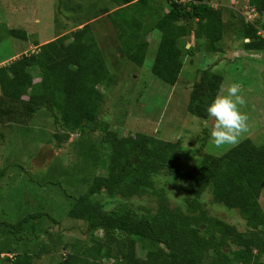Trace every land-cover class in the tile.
I'll use <instances>...</instances> for the list:
<instances>
[{"label":"trees","instance_id":"16d2710c","mask_svg":"<svg viewBox=\"0 0 264 264\" xmlns=\"http://www.w3.org/2000/svg\"><path fill=\"white\" fill-rule=\"evenodd\" d=\"M119 2L124 6L146 4L148 0ZM159 2L168 10L161 14L158 8L153 9L161 14L153 27L162 36L152 71L174 85L183 68V50L189 55L225 53L221 42L230 24L224 19L225 8L215 7L208 0ZM247 5L259 17L245 21L237 40H243L245 50H262L264 38L258 33L264 29V0H248ZM138 30L131 34L126 30L127 35L138 39L121 42L122 52L142 65L149 42L139 39L141 29ZM91 31L87 23L72 34L37 43L38 50L0 67V122L8 116L23 123L46 109L59 130L53 134L56 140L65 142L74 134L98 130L102 131V142L110 148L107 174L97 175L86 192L74 197L68 212L70 217L88 222L92 244H71L68 256L59 264H264V208L260 200L264 189V143L246 138L220 156L206 154L196 165L185 168L178 153L180 142L175 144L142 132L122 136L112 131L110 123L98 117L103 99L98 86L110 79V70ZM12 35L27 36L19 30H12ZM187 36L195 39L189 48ZM180 41H184L185 49ZM33 67L41 73L38 82L31 72ZM199 74L201 79L194 85L187 109L194 116L208 119L206 106L221 89L224 76L211 68L201 69ZM162 173L186 182L185 210L172 208L165 190L159 194L154 209L140 211L127 201L113 209L106 208L110 202L120 201L119 197L145 195L154 189ZM207 191L217 203L240 214L246 231L209 212L203 202ZM103 193L109 201L100 197ZM97 231L104 235H97ZM139 245L145 251L144 257L137 253ZM3 257L11 264L34 263L31 253L10 252Z\"/></svg>","mask_w":264,"mask_h":264},{"label":"rangeland","instance_id":"374dc122","mask_svg":"<svg viewBox=\"0 0 264 264\" xmlns=\"http://www.w3.org/2000/svg\"><path fill=\"white\" fill-rule=\"evenodd\" d=\"M247 1L208 0L215 7L225 8L224 19L230 24L221 42L225 53L189 55L183 50V68L172 85L152 71L162 36L153 26L168 10L162 3L160 14L153 11V0L124 6L119 5V0H0V67L38 50L37 43L72 34L89 23L90 33L110 70V79L98 86L103 92L98 117L122 136L142 132L175 144L180 142V159L185 168L192 167L204 155L220 156L246 138L264 143V49L245 50L243 40H237L245 21L259 17ZM136 28L141 29L139 39L149 42L142 65L122 52L121 42H137L135 35L126 34V30L131 34ZM12 30L24 31L27 36H14ZM186 41L189 48L195 42L194 36H187ZM180 45L185 49L184 41ZM206 68L223 74L221 88L239 84L246 100L242 110L249 117L248 131L235 145L215 147L209 135L210 120L194 116L187 109L194 85L201 79L200 70ZM31 72L35 82L40 81V71L33 67ZM4 118L0 122V252L31 253L33 264H59L68 256L71 244H92L88 222L72 218L68 212L74 197L86 192L97 175L107 174L110 148L102 142V131L98 130L74 134L65 142L56 140L53 134L59 130L46 109L23 123ZM154 186L145 195L119 197L120 201L110 202L106 208L113 209L127 201L140 211L154 209L159 194L165 190L172 208L185 210V181L162 173ZM100 197L109 201L105 193ZM260 200L264 208V189ZM203 202L212 215L246 231L240 214L217 203L210 191L203 195ZM96 233L104 235L102 231ZM137 253L145 256L140 245ZM3 256L0 254V264H11Z\"/></svg>","mask_w":264,"mask_h":264},{"label":"clouds","instance_id":"9594fccd","mask_svg":"<svg viewBox=\"0 0 264 264\" xmlns=\"http://www.w3.org/2000/svg\"><path fill=\"white\" fill-rule=\"evenodd\" d=\"M245 103L239 84L232 83L226 89L221 88L207 104L206 113L211 122L209 135L215 147L235 145L248 131L249 117L242 110Z\"/></svg>","mask_w":264,"mask_h":264},{"label":"built area","instance_id":"2783aa9c","mask_svg":"<svg viewBox=\"0 0 264 264\" xmlns=\"http://www.w3.org/2000/svg\"><path fill=\"white\" fill-rule=\"evenodd\" d=\"M175 1H177L179 3H188V2H192L194 0H175ZM258 34L264 38V29H261ZM247 40H249V39H247Z\"/></svg>","mask_w":264,"mask_h":264},{"label":"crops","instance_id":"0c3cea01","mask_svg":"<svg viewBox=\"0 0 264 264\" xmlns=\"http://www.w3.org/2000/svg\"><path fill=\"white\" fill-rule=\"evenodd\" d=\"M153 1H154V6L160 10L161 9V2H159V0H153ZM162 5H164V4L162 3ZM166 10H167V8H166ZM154 30H152V32L150 34L154 33L153 32ZM0 254L6 255L5 253H0Z\"/></svg>","mask_w":264,"mask_h":264}]
</instances>
